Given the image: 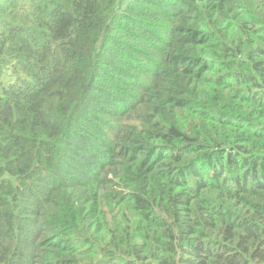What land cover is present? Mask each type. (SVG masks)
<instances>
[{
    "label": "trees",
    "instance_id": "trees-1",
    "mask_svg": "<svg viewBox=\"0 0 264 264\" xmlns=\"http://www.w3.org/2000/svg\"><path fill=\"white\" fill-rule=\"evenodd\" d=\"M0 264H264V0H0Z\"/></svg>",
    "mask_w": 264,
    "mask_h": 264
}]
</instances>
